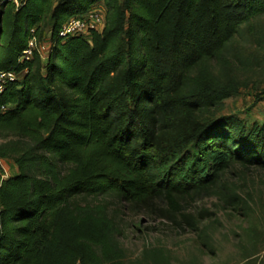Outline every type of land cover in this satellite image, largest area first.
Masks as SVG:
<instances>
[{
    "label": "trees",
    "instance_id": "1",
    "mask_svg": "<svg viewBox=\"0 0 264 264\" xmlns=\"http://www.w3.org/2000/svg\"><path fill=\"white\" fill-rule=\"evenodd\" d=\"M93 8L100 32L58 37ZM263 15L264 0H0V70L17 77L0 93V160L18 171L0 167V264H126L113 204L194 230L181 202L236 203L223 177L264 169V123L205 114L238 95L230 47ZM46 34L47 59H21Z\"/></svg>",
    "mask_w": 264,
    "mask_h": 264
},
{
    "label": "rangeland",
    "instance_id": "2",
    "mask_svg": "<svg viewBox=\"0 0 264 264\" xmlns=\"http://www.w3.org/2000/svg\"><path fill=\"white\" fill-rule=\"evenodd\" d=\"M254 24L256 38L244 32L230 47L241 83L238 95L210 109L206 119L234 115L247 128L264 123V15ZM0 167L3 178L18 172L10 160H0ZM222 184L227 192H221L225 196L234 193L236 203L217 195L181 202L182 211L198 219L194 230L150 211L133 212L123 204H113L110 215L124 262L153 264L145 259L144 251L161 249L169 264H264V169L236 164L226 171Z\"/></svg>",
    "mask_w": 264,
    "mask_h": 264
},
{
    "label": "built area",
    "instance_id": "3",
    "mask_svg": "<svg viewBox=\"0 0 264 264\" xmlns=\"http://www.w3.org/2000/svg\"><path fill=\"white\" fill-rule=\"evenodd\" d=\"M103 25L104 11L99 8H93L81 16L70 18L59 31L58 37L81 36L83 38H89L92 31L100 32ZM33 51H36L41 60L45 61L50 52V42H37L34 38L31 39L26 49L22 52L21 59H30ZM16 78L14 73L0 70V93L8 82Z\"/></svg>",
    "mask_w": 264,
    "mask_h": 264
},
{
    "label": "crops",
    "instance_id": "4",
    "mask_svg": "<svg viewBox=\"0 0 264 264\" xmlns=\"http://www.w3.org/2000/svg\"><path fill=\"white\" fill-rule=\"evenodd\" d=\"M100 6L102 5V4H99Z\"/></svg>",
    "mask_w": 264,
    "mask_h": 264
}]
</instances>
